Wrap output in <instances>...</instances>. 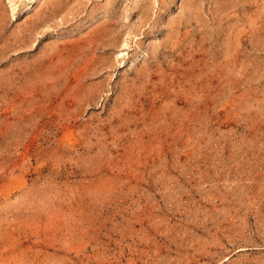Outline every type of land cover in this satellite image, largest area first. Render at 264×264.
Here are the masks:
<instances>
[{"label": "rangeland", "instance_id": "374dc122", "mask_svg": "<svg viewBox=\"0 0 264 264\" xmlns=\"http://www.w3.org/2000/svg\"><path fill=\"white\" fill-rule=\"evenodd\" d=\"M0 264H264V0H0Z\"/></svg>", "mask_w": 264, "mask_h": 264}]
</instances>
